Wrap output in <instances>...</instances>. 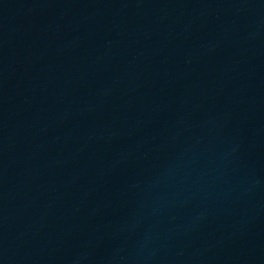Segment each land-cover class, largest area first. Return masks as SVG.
<instances>
[{"label": "water", "instance_id": "95a60500", "mask_svg": "<svg viewBox=\"0 0 264 264\" xmlns=\"http://www.w3.org/2000/svg\"><path fill=\"white\" fill-rule=\"evenodd\" d=\"M0 264H264V0H0Z\"/></svg>", "mask_w": 264, "mask_h": 264}]
</instances>
